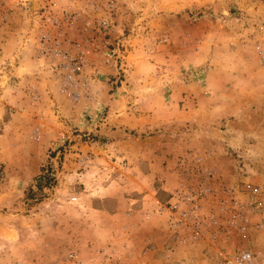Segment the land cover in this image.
Here are the masks:
<instances>
[{
  "label": "rangeland",
  "instance_id": "374dc122",
  "mask_svg": "<svg viewBox=\"0 0 264 264\" xmlns=\"http://www.w3.org/2000/svg\"><path fill=\"white\" fill-rule=\"evenodd\" d=\"M33 1L37 8L45 4L44 0ZM53 1L57 16L73 13L69 28L90 25L101 38L100 47H84L87 62L105 63L115 72L89 73L86 66L83 82L73 89L79 94V100L86 97L92 100L93 90L101 89L104 94H113L106 98L107 101L115 100V107L124 109L126 100L131 101L130 104H140L143 109L154 106L160 110L157 113L160 121L163 115L160 108L173 104L176 98L179 100L177 95L197 94V97L185 100L192 113L186 118L190 123L183 132L171 123L147 131L124 130L127 136L118 131L122 137H112L99 132L103 128L99 124L109 115L104 104L99 103L102 107L93 111L85 110L79 115V123L71 120L73 115L76 117L71 102L79 100L67 97L58 73L52 70L59 77L58 82L45 75L39 80L43 96L37 94L27 81L25 91L29 105L39 114L36 122L24 116L25 119L16 123L21 125L20 130L11 129L9 156L16 163H0V204H3L0 225L9 227L0 231V264H55V259L63 258L66 263L73 242L91 244L92 236H97L98 223L91 222H98L99 213L84 204L108 212L115 210V204H149L152 194L148 185L152 182L157 187L165 177L172 188L188 176L193 168L185 159L189 154L201 157L204 166L217 170L221 180L228 183L232 175L234 177V171L227 149L229 158L225 160L221 155L224 149L212 142L217 134L220 138L227 136L220 131L226 129L223 123L228 103L233 105L234 101H240L248 109L242 123L235 125L237 129L264 133V64L255 51L256 42L264 40V0ZM7 14L8 18L2 21L13 19L8 26L19 35L17 39H21L27 25H31L29 17L19 12ZM102 22L107 25L102 26ZM113 30L120 37L113 36L115 38L110 40ZM133 49L136 58L129 55ZM133 60L145 62L147 67L132 68ZM212 60L215 66L217 61L222 65L219 67L222 71L235 73L240 80H223L212 87L208 75ZM41 62L43 67L51 70L49 63L43 59ZM47 90L49 94L44 93ZM136 92L138 96H135ZM242 93L246 97L243 98ZM128 94L132 97L118 96ZM198 98H204V101L196 103L198 108L194 112V101ZM179 102L182 104L183 101ZM256 105H261V109H255ZM171 116L172 113L170 119ZM193 116L196 122L191 123ZM10 118L8 111L4 119ZM231 119L236 120L234 115L232 118V114H228L227 121ZM121 138H127L126 142L117 144ZM250 138L246 144L264 147V139L258 142ZM168 141L173 144H162ZM81 145H96L100 149L98 154L105 158L97 166L100 171H92V153H88L87 148L82 151ZM233 147L242 150L244 145ZM212 152L220 156V165L225 170L211 163ZM83 157H88L89 163L83 165ZM150 160L158 167L156 176L152 177L146 175ZM84 166L87 167L85 172ZM162 169L166 172L164 175ZM81 172H88L85 185L79 180ZM73 196L78 200L75 204L69 202ZM163 196L159 193L157 198L164 200ZM101 227L109 232L112 230L109 223ZM18 233L22 234L21 239H27L25 248L30 251L24 261L12 246ZM5 243L10 245L5 247ZM4 248H8L10 255H3ZM252 249L255 252L252 264H264V232L255 233ZM177 255L179 261L176 264H214L212 249L203 244L185 248Z\"/></svg>",
  "mask_w": 264,
  "mask_h": 264
},
{
  "label": "crops",
  "instance_id": "0c3cea01",
  "mask_svg": "<svg viewBox=\"0 0 264 264\" xmlns=\"http://www.w3.org/2000/svg\"><path fill=\"white\" fill-rule=\"evenodd\" d=\"M12 21L13 19L10 18L8 21L0 22V163L4 165H7L9 163H16L9 156V133L11 129L17 128L18 130H20L21 125L17 126L16 123L24 118V116L29 119L31 118L33 122H36L38 120L37 115L39 113L37 114L35 112L36 109H34L33 106L29 105V99L27 98L28 93H26L25 91V87H27L26 82H29V85L32 87V89L37 91V94L40 93L41 96H43V92L41 91L39 82L43 75L48 76L47 79H52L55 82L59 81V77L56 74H53L52 70L43 67L41 58L38 57L35 51L33 39L34 33L30 31L29 26L27 25L25 35H22L21 39H17L19 35H16V33L12 31V27L8 26V24H10ZM115 33H117V31L111 33L110 40H113L115 37H120L119 34L116 35ZM100 39L101 38L98 37L90 28V25L85 28L84 24H82L81 26H73L64 30L62 37H60L62 46L72 52H74L75 49H85V46L90 49H93L96 46L100 47ZM25 53L28 54L26 55V57L25 55H23ZM95 53H98V51H95ZM129 55L135 58L137 57V53L134 54V49L129 52ZM138 65H142L140 67H147L145 62L142 61L133 60L131 62L132 68H135V66ZM216 65L217 66H215L213 60L209 63V84L212 87H214L215 82L216 84H218V82L223 80H226L228 82L230 80H240L238 75H236L235 73L222 71V69L219 68L222 65L217 63V61ZM226 65H228V63ZM87 66L89 73L93 72L95 74L103 73L106 71L115 73L112 67L109 68L105 63L99 64L94 60H90V62L88 61ZM139 71H141V68ZM227 88L229 89V87ZM213 91L214 89L212 88L211 92ZM244 92L245 91L243 90V93ZM44 93L49 94V90ZM137 93L138 92H136L135 96L139 95ZM243 93L241 95H244ZM93 95L94 97L92 100H89L86 97L85 99H78V102H71V104L73 105L72 111H76V117L73 115L71 120H74V123H79V115L83 114L85 110L93 111L98 107H102L98 105L99 103L102 105L104 104L105 107H108L109 115L104 120V123L99 124L100 127H103L99 130V132H105L106 135H112V137L121 136L118 134V131H121L122 133L124 130L129 129L147 131L148 129H154L159 125L168 126L171 125V123L173 125L179 126L178 128H181L183 132V128L187 125V123H190V121H186V118L189 117L192 113L190 111L191 109L187 108V102H185V100L186 98L194 99L195 97H197V94H185L184 96L182 94L177 95V97H179V100L178 98H176V104H174V101L173 104L171 102L170 105H165V107L163 106L162 108H160L163 115H161L162 120L159 121L157 120V113H159L160 110L155 109L154 106H151V108H149V106H146L145 109H143V106H141L140 104H130L131 101L126 100L127 104H125V108L123 109L120 106L115 107V100L112 101L111 99H109V101H107L106 97H110L113 94H109L108 92L107 94H104L101 89H98L93 90ZM216 95L219 96L217 91ZM118 96H123L125 98L132 97V95L130 96V94ZM236 96L239 97V95ZM172 97H175V95L173 94ZM242 97L244 98L246 97V95ZM203 99L204 98H198L196 101H194V112L196 111V108H198L196 107V103L200 101L203 102ZM179 101H183L182 104H179ZM255 109H261V105H256ZM247 110L248 109L246 108V105L242 103L240 104V101L239 103H236L234 101L233 105H230L228 103V111L226 110L224 112L225 121L223 123L226 129L224 130V132L220 131L222 133H227V136L225 138H220V136H217V134L216 138L214 140L212 139V142L216 147H220L219 149L221 150L224 149V152L221 155H223L225 160L229 158L225 152V149H227L228 146H239L241 144L245 145L246 142L251 140L250 137H253V139H256V141L258 142L264 139V133L260 134L259 130L245 132V130L242 128H236L235 125L239 122L242 123L241 121L244 120V116ZM8 111H10L11 118L5 121L4 114ZM138 111L143 112L139 113ZM171 113L172 118L170 119ZM72 114L73 113H71V115ZM228 114H232V118L234 115L236 120L231 119L228 122ZM193 120L191 123L196 122L194 116ZM221 121L222 116L220 117L219 122ZM111 127H116L117 129L112 130ZM30 133H32V130ZM124 134L125 136H127L126 133H123V135ZM17 135H20V133H18ZM211 135L213 134L211 133ZM126 139L121 138L119 141H116V143H124L126 142ZM162 144L170 146L173 143L168 141ZM81 147L82 151L87 148L88 153H92V155L93 153L95 154L93 156L90 155L91 163L94 165L92 171H100L101 168L97 166L103 160H105L103 156H100V154H98V152H100V149L96 145H81ZM84 154L85 152H82V155ZM210 157L211 163H215L216 167L225 170L223 169L222 165H220V156L218 157L216 153L212 152V155H210ZM147 166L149 171L146 175L151 177L152 175L156 176L155 174L158 170V167L156 168L154 160H150ZM89 168L91 169L92 167L89 166ZM84 169L85 170L83 172L87 170V167H85ZM134 170L137 172L139 169ZM83 172L80 173L81 178H79V180L85 185V178H87L86 175H88V172ZM162 172L163 175L166 173L164 169H162ZM141 174L143 173L141 172ZM114 182L115 184H118L117 181H113V183ZM113 183H111L108 188H110ZM148 186L150 189L149 193H151L152 195H158L159 193H161L164 195L161 198H166L168 192L173 188H171L170 183L166 180L165 177H163L159 186L155 187L153 182L151 186ZM2 205L3 204H0V207ZM84 206H86L87 208H91V210L95 211V213H99V216L97 217L98 222H91V224L98 223L99 228L97 230V236H92V239L90 240L91 244L88 242L75 244L73 242V249L70 250L71 252H75L77 254L78 259L76 261L70 262L66 258L65 263L63 262L64 258L55 259V264H176V261H179V257L177 254L179 252H182L185 248L178 245L173 247L171 243L167 241V236L165 235L162 226V220H152L150 222L143 221L142 212L146 209L147 204H115V210L112 212H108L105 209H95L92 207V204H89V206L88 204H84ZM105 223H109L111 225V232H109V229L108 231H106L105 228L101 227ZM8 229L9 227L0 225V231H5ZM21 237H23L22 234L18 233L17 240H12V246L16 247L15 250H17L18 257L24 261L23 258L28 256L30 251L25 248L27 239L23 240L21 239ZM7 244L10 245L9 243ZM8 245H6V243L3 244V246L5 247H7ZM169 247H171L173 251L168 250ZM2 251L5 252L3 253V255H10L8 248H4ZM20 263L21 262H19L18 264Z\"/></svg>",
  "mask_w": 264,
  "mask_h": 264
},
{
  "label": "built area",
  "instance_id": "2783aa9c",
  "mask_svg": "<svg viewBox=\"0 0 264 264\" xmlns=\"http://www.w3.org/2000/svg\"><path fill=\"white\" fill-rule=\"evenodd\" d=\"M43 2L37 8L33 0H2L0 21L8 18V12L29 17L38 57L61 76L67 97L78 100L79 94L73 89L83 82L86 51H69L60 41L74 15L66 12L59 17L53 0ZM255 51L264 64V40L256 42ZM227 154L234 171L228 183L221 180L217 170L204 166L201 157L185 156L193 166L191 172L173 186L164 200L151 195L142 219L162 220L167 241L173 247L203 244L211 248L214 264H252L255 233L264 232V147L247 143L241 150L229 146ZM82 163H89L88 157H83ZM69 202L75 204L78 200L73 196ZM77 259L75 252L68 254L70 262Z\"/></svg>",
  "mask_w": 264,
  "mask_h": 264
}]
</instances>
